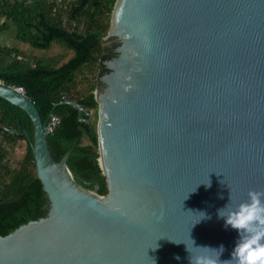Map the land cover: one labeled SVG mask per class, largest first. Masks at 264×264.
<instances>
[{"label":"water","instance_id":"95a60500","mask_svg":"<svg viewBox=\"0 0 264 264\" xmlns=\"http://www.w3.org/2000/svg\"><path fill=\"white\" fill-rule=\"evenodd\" d=\"M105 39L100 91L63 102L94 130L71 144L0 84L48 201L0 232V264H190L221 245L231 260L219 211L264 191V0H116ZM97 155L102 174L71 167Z\"/></svg>","mask_w":264,"mask_h":264},{"label":"trees","instance_id":"16d2710c","mask_svg":"<svg viewBox=\"0 0 264 264\" xmlns=\"http://www.w3.org/2000/svg\"><path fill=\"white\" fill-rule=\"evenodd\" d=\"M116 0H0V30L16 29V39L34 49L53 44L71 53L26 60L21 53L0 44V82L21 87L36 106L41 120L60 118L59 126L47 136L71 144L94 130L82 114L64 101L94 97L101 85L110 17ZM0 125L21 134L20 138L0 129V232L22 219H40L48 212V201L37 178L31 150L33 128L29 117L18 107L0 98ZM24 144L22 158L12 165L9 146ZM99 155L75 157L71 167L83 174H102Z\"/></svg>","mask_w":264,"mask_h":264},{"label":"clouds","instance_id":"9594fccd","mask_svg":"<svg viewBox=\"0 0 264 264\" xmlns=\"http://www.w3.org/2000/svg\"><path fill=\"white\" fill-rule=\"evenodd\" d=\"M219 216L225 218L226 226L238 230L240 237L232 252V259L222 264H264V191H249L247 201L235 208L229 204L219 211ZM214 251L218 256L190 255V264H221L219 257L224 246Z\"/></svg>","mask_w":264,"mask_h":264},{"label":"rangeland","instance_id":"374dc122","mask_svg":"<svg viewBox=\"0 0 264 264\" xmlns=\"http://www.w3.org/2000/svg\"><path fill=\"white\" fill-rule=\"evenodd\" d=\"M105 41L106 39L103 41L104 46ZM0 44L18 50L26 60L48 58L57 55H63V60H66L71 56L70 52L66 51L62 46L57 44H53L49 49L46 50H38L32 48L30 45L16 39V29L14 26H9L7 30L0 32ZM100 88L101 85L98 87V89H96V91L99 92ZM9 152L10 162L12 165H15L23 156L24 144L19 143L16 145H10Z\"/></svg>","mask_w":264,"mask_h":264},{"label":"built area","instance_id":"2783aa9c","mask_svg":"<svg viewBox=\"0 0 264 264\" xmlns=\"http://www.w3.org/2000/svg\"><path fill=\"white\" fill-rule=\"evenodd\" d=\"M0 84H2L0 82ZM3 85V84H2ZM15 90L17 93L24 95V90L21 87H10ZM60 124V118L56 115H51L46 123V131L48 134L52 133Z\"/></svg>","mask_w":264,"mask_h":264},{"label":"crops","instance_id":"0c3cea01","mask_svg":"<svg viewBox=\"0 0 264 264\" xmlns=\"http://www.w3.org/2000/svg\"><path fill=\"white\" fill-rule=\"evenodd\" d=\"M2 21H0V23H1ZM9 28V26L8 27H6V28H2L1 30H0V32H2V31H4V30H7Z\"/></svg>","mask_w":264,"mask_h":264}]
</instances>
